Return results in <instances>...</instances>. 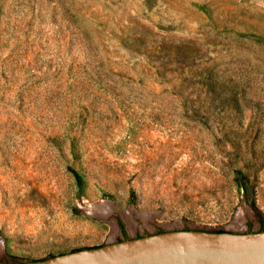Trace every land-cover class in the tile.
<instances>
[{"label": "rangeland", "instance_id": "374dc122", "mask_svg": "<svg viewBox=\"0 0 264 264\" xmlns=\"http://www.w3.org/2000/svg\"><path fill=\"white\" fill-rule=\"evenodd\" d=\"M263 223L264 0H0V264Z\"/></svg>", "mask_w": 264, "mask_h": 264}, {"label": "water", "instance_id": "95a60500", "mask_svg": "<svg viewBox=\"0 0 264 264\" xmlns=\"http://www.w3.org/2000/svg\"><path fill=\"white\" fill-rule=\"evenodd\" d=\"M17 264H264V229H169Z\"/></svg>", "mask_w": 264, "mask_h": 264}, {"label": "trees", "instance_id": "16d2710c", "mask_svg": "<svg viewBox=\"0 0 264 264\" xmlns=\"http://www.w3.org/2000/svg\"><path fill=\"white\" fill-rule=\"evenodd\" d=\"M264 229V223L262 224V227H261V230H263ZM219 231H222V230H219Z\"/></svg>", "mask_w": 264, "mask_h": 264}, {"label": "bare ground", "instance_id": "6f19581e", "mask_svg": "<svg viewBox=\"0 0 264 264\" xmlns=\"http://www.w3.org/2000/svg\"><path fill=\"white\" fill-rule=\"evenodd\" d=\"M128 220H131V218L129 217V219ZM129 222H132V221H129ZM133 223V222H132Z\"/></svg>", "mask_w": 264, "mask_h": 264}]
</instances>
